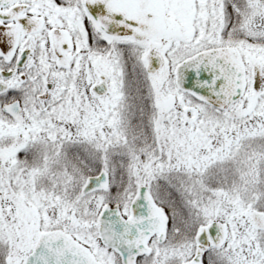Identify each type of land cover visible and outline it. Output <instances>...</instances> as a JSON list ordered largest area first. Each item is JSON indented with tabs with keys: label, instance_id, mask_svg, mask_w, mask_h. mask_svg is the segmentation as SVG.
<instances>
[{
	"label": "snow or ice",
	"instance_id": "obj_1",
	"mask_svg": "<svg viewBox=\"0 0 264 264\" xmlns=\"http://www.w3.org/2000/svg\"><path fill=\"white\" fill-rule=\"evenodd\" d=\"M0 264H264V0H0Z\"/></svg>",
	"mask_w": 264,
	"mask_h": 264
}]
</instances>
